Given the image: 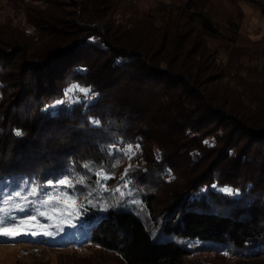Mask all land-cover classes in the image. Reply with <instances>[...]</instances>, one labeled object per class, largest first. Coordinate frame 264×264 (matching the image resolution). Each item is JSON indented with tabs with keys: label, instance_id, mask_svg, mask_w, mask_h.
Returning a JSON list of instances; mask_svg holds the SVG:
<instances>
[{
	"label": "trees",
	"instance_id": "16d2710c",
	"mask_svg": "<svg viewBox=\"0 0 264 264\" xmlns=\"http://www.w3.org/2000/svg\"><path fill=\"white\" fill-rule=\"evenodd\" d=\"M57 1H45L46 11L37 13L45 18L29 20L36 29L30 52L16 49L17 61L0 58L5 101L12 78L7 70L23 64L45 76L61 54L78 51L48 74V83L32 85L20 72L28 90L17 103L0 105V190L14 192L27 180L51 193L55 188L48 185L74 183L68 189L81 206L75 227L49 228L55 235L43 241L108 253L82 257L88 264H185L200 252L231 264H264V37L247 42L234 18L226 14L220 21L207 0L141 19L91 18L86 7L91 21L103 24L94 44L82 41L87 30L64 19ZM115 1L123 11L135 9ZM73 86L89 88L93 100L52 110ZM122 142L137 146L139 166L151 165L144 174L129 172L144 193L149 229L130 205L94 197L104 192L93 190L97 171L111 178L125 172L112 148ZM158 165L171 169L175 181L163 185ZM155 173L160 188L151 193L144 185Z\"/></svg>",
	"mask_w": 264,
	"mask_h": 264
},
{
	"label": "rangeland",
	"instance_id": "374dc122",
	"mask_svg": "<svg viewBox=\"0 0 264 264\" xmlns=\"http://www.w3.org/2000/svg\"><path fill=\"white\" fill-rule=\"evenodd\" d=\"M45 1L46 0H0V58H9V61H17L19 59V56L16 52V49H24L25 55L30 52L31 46L28 44V42H31L30 36L34 35L36 29L30 24L29 20L31 18L35 19V17L37 16L45 18V16L37 15V13H39L40 11H46L47 4H45ZM91 1H93V3ZM114 1L115 0H58L57 2L59 3V5H61V8L63 10L62 17L64 19L68 18L67 21H71L72 23L77 24V26L80 25L85 30H87V35L85 34V36L82 38V41L84 42L85 38H87V41L89 40L90 43L98 44L100 41L96 39L97 37H99L97 33L101 30L100 28L103 27V24L100 22H92L91 18L94 16H99V13L111 16L113 19H120V17L126 19L128 16L141 19V15L143 14L149 17L156 15V10H163L164 8L170 10L175 7L186 6L193 1L206 2L207 0H121L124 4L129 3L133 7H135L134 11H123L121 10V7H125L121 4L119 6V2L117 3L116 1ZM211 1L213 4L215 3V5L211 7V13L214 14L215 17H218L220 21L221 19L223 20V18L226 17V14L231 15L232 18H234L236 25L240 27L241 34L247 42L261 40V38L264 37V0ZM86 7L89 10V15L91 18L83 10L86 9ZM132 13H134V15ZM82 20L86 25L82 24ZM223 22L220 23V25L222 26L221 29L226 30V23ZM94 32H96L95 36H93ZM209 43L213 48H217V44L219 42L210 39ZM80 44H82V42ZM75 50L76 48L70 50L69 52H66L64 56H62L61 54L57 58L56 65L47 70L45 76L44 74H41L43 76H39L37 68L28 70L27 66L23 64H20L21 66L16 64L17 66L14 69L7 70L8 76L12 77L9 80V86L11 88L8 89L7 100L3 101L2 97L0 96L1 107H8L13 103H17L22 99L24 91L28 90V88L26 89L21 86V84L24 82H22L21 79L17 77L18 75H20V72H22L23 75L25 74L28 80L32 81V85H37V81L40 80L48 83V81L50 80V75L48 74H53L56 72V68H58L59 66L63 64L67 65V63H70L77 56L76 54L78 51ZM217 58L223 66L227 65V61H223V59H221V56L217 55ZM81 89L89 88L81 87ZM93 96L94 95L93 93H91V91L89 92L88 96H84L83 93L79 91H73L70 98L65 97L63 103H54L51 109L53 110L57 107L63 106L69 109L75 106H87L88 102H91L93 100ZM122 144L123 145L119 144L117 146H113L112 148L115 151L114 153L119 154V156L122 157L123 169L124 171L127 169V175H125V172H123L107 180L101 179L96 175L97 184L93 190L103 191L102 186L106 187L108 190L100 192L98 195L94 193V197H98L99 200H110V203L115 202L116 204H120L124 202L125 205H130L129 208L133 209V211L136 210V213L143 221H145L146 226L149 229L150 215L144 208V202L140 201V197L144 193L141 192V190L135 185V183L133 184L132 179H130L132 176L129 174V172L134 173L135 175L138 173L144 174L151 168V165H147L142 162V166H139V163H141V157L140 152L137 154V146L134 144H130L129 146H131L132 148V154L126 155L125 150L129 146L124 142H122ZM155 151L152 153L156 157V162H159L161 161V153ZM164 163H166V161H164ZM263 165L264 164H261L260 167H263ZM157 171H161L163 173V176L160 177L163 185L165 183L170 184L171 182L175 181L176 176H173V172L171 169H163L162 166L158 165ZM261 172L262 176H264V172ZM156 174L159 175V173H155L150 176L149 185H144L151 193H153L152 190L154 186L155 188H160L161 181L159 179H156L155 182L154 180L156 178ZM121 177H123V179H121ZM164 179H166V181H164ZM125 181H129L128 187H122L121 191L125 193L131 191L132 195H125L121 197L119 193L113 194L114 189L118 186L123 185ZM57 184L58 183H56V185ZM72 185H74V183H72ZM225 189L228 188H220L221 191L229 195L226 191H224ZM230 190L232 193L230 196H234L236 193H234L232 189ZM59 191L67 192L70 196L73 197L75 205H78V197L75 193L69 191L68 188H64L63 186H59ZM55 192L56 190L52 191L51 193ZM106 192H110L107 197L103 196ZM157 193H155L157 195V198L159 196H163L161 192H159L158 194ZM56 195L58 196V193H56ZM29 199L38 200L40 199V197H30ZM56 202H58L61 206L70 205V202H67L64 199H58ZM27 207L29 209L33 208V206L30 204ZM155 208L157 209V207ZM155 208L154 210H156ZM163 208L164 207L161 206L156 211L163 213ZM160 213L156 215L157 218L161 215ZM27 214L28 213H17V215L19 216H25ZM38 219L40 220L41 224L52 223V221L45 220L43 217H38ZM159 219L161 221V218ZM67 226V223L63 224V230ZM157 232L158 231H155V233ZM49 238L51 237L42 234H38L36 236L21 235L15 240L6 237H0V241H3L0 242V264H88V261H85L84 259H82V257H91L90 255H92L91 259L96 260L101 255H108V253L102 250H98L95 247L88 246L83 249L52 248L50 246H47V240L43 241L44 239ZM223 259L224 258L216 254L200 252L196 257L187 258L185 264H231L229 262H224L225 260Z\"/></svg>",
	"mask_w": 264,
	"mask_h": 264
},
{
	"label": "snow or ice",
	"instance_id": "6c2138e0",
	"mask_svg": "<svg viewBox=\"0 0 264 264\" xmlns=\"http://www.w3.org/2000/svg\"><path fill=\"white\" fill-rule=\"evenodd\" d=\"M73 91H79L84 96H88L89 89H81L78 86L68 89L65 93L66 97H71ZM59 103H63L60 101ZM95 123H99L96 121ZM21 133L17 132V135ZM126 155L132 154V148L129 146L125 150ZM118 163V162H117ZM115 166V165H113ZM88 168V165H85ZM96 175L101 179L107 180L111 177L104 174L103 170L97 171ZM127 175V169L125 170ZM123 179V177H121ZM79 183H83V178L78 180ZM99 182V181H98ZM129 181L114 189L113 194L119 193L121 197L125 195H132V192L127 193L121 191V188H127ZM59 186L64 188L73 187L72 183L68 179H64L58 182L56 186L48 185V187L55 188V193H46L43 191V186L36 185L35 183L29 184L27 180H24L18 186V189L14 192L7 190H0V237H6L15 240L21 235L36 236L42 234L45 236H53L55 233L49 231V228H55L57 232L62 231V225L67 223L69 227H75L71 222L72 219L79 216L80 205H75V201L72 196L67 192H60ZM103 191H107L106 187L102 186ZM229 195H231L230 189H225ZM58 193V196L56 195ZM40 199H29L30 197H37ZM58 199H64L70 202L69 206H61ZM32 205L33 208L29 209L27 206ZM17 213H28L25 216H19ZM38 217H43L45 220L52 221L51 224H41ZM34 229V230H33ZM3 242V241H0Z\"/></svg>",
	"mask_w": 264,
	"mask_h": 264
}]
</instances>
